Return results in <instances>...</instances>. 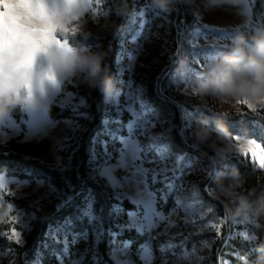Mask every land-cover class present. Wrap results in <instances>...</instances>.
I'll return each instance as SVG.
<instances>
[{"label":"rangeland","instance_id":"1","mask_svg":"<svg viewBox=\"0 0 264 264\" xmlns=\"http://www.w3.org/2000/svg\"><path fill=\"white\" fill-rule=\"evenodd\" d=\"M134 1L136 10L122 37L121 51L116 60L118 81L106 99L110 115L105 120L103 136L111 141V145L102 139L100 145H94L101 163L93 175L112 188L116 199H127L136 207L135 211L127 212L124 217L117 207L114 225L133 229L151 240H157L159 248L158 255H155L149 242L133 253L129 242L118 240L113 233L110 255L115 264H213L211 252L221 224L210 221L202 212L200 184L211 177L214 166H226L234 159L249 160L262 170L264 167L257 166L250 157L242 154L241 145L250 139L230 135L220 137L218 131L193 112L201 109L212 116L228 118L240 114L246 106L230 98L229 102H225L224 99L201 96L196 88L209 64L231 53L234 41L239 40V31L257 34L262 30L250 15V0H236L240 10L251 16L252 22L247 27L232 26L225 19H219L213 0H192L196 27L182 37L178 52L174 54L171 44L172 19L167 2L161 5L155 0ZM230 1L220 0V4L229 7ZM42 2L50 13L58 14L57 17L66 11L67 0ZM78 5L73 11L85 21L84 27L79 32L76 25L71 26L75 27L74 32L59 31L65 34L60 39L69 44V40L82 34L93 39L104 38L117 18L111 0H99V3L97 0H79ZM65 44L55 46L64 47ZM49 48L37 54L31 69L50 67L46 58ZM83 48L97 54L98 45ZM18 55L0 52V82L6 61ZM19 59L13 64L14 69ZM168 66L172 70L161 93L176 103L186 105L181 106L185 120L182 138L194 150L207 154L209 163H194L186 156L171 151L172 119L156 116L145 102L147 84ZM53 74L55 82L49 79L50 84L44 95L38 96L35 103L20 104L19 121L8 113L0 115V154L17 152L65 170L85 130L82 120L88 118L82 110L86 97L97 82H91L87 73L75 76ZM253 105L260 109L264 101L260 102L259 107ZM51 106L76 115L70 119H51ZM122 116L127 117L126 123ZM122 131L126 136H121ZM202 133H207L203 139ZM205 189L223 203L242 198L234 191ZM62 196L61 191L45 180L0 176V214L8 213L14 219L13 227L18 233V240L9 238L5 235L8 225L0 224V264H14L16 254L8 244L21 246L24 235L36 220L40 206ZM15 202L24 204L26 209ZM168 205L169 210L165 212ZM91 223L92 239L86 237L82 246H77L65 234L52 232L51 236L61 245L63 253H70L69 260L57 255L58 264H89L98 260L97 246L103 236L98 213L92 214Z\"/></svg>","mask_w":264,"mask_h":264},{"label":"trees","instance_id":"2","mask_svg":"<svg viewBox=\"0 0 264 264\" xmlns=\"http://www.w3.org/2000/svg\"><path fill=\"white\" fill-rule=\"evenodd\" d=\"M250 3L253 22L264 30V0H250ZM111 6L117 18L104 38L93 39L82 34L69 40L73 47L98 45L97 55L101 58L102 68L100 76L110 79L111 88L105 91L97 82L86 97L85 108L82 110L88 118L82 120L85 130L80 135L77 148L65 170L17 152L0 154V176L20 180H45L63 193L61 199L51 200L40 206L36 212V220L24 235L21 246L8 244L16 254L14 264H58L57 255L69 260L70 253H63L61 245L51 236L52 232L65 234L77 246H82L86 237L92 239L93 213L99 214L103 236L97 246L98 260L89 264H115L110 255L113 233L118 240L129 242L133 253L151 242L155 255H158L157 240H151L133 229L114 225L117 207L123 217L127 212L135 211L136 207L127 199H116L112 188L93 175L95 168L101 163V159L95 154L94 145H100L101 139L111 145V141L103 136L105 120L110 115L106 99L117 84L116 60L121 51L122 37L136 10L134 0H111ZM167 9L172 19V51L177 54L179 41L196 27L195 9L192 0H167ZM255 35L252 31L241 30L237 37L251 45ZM171 70L172 67L168 66L149 81L144 94L145 102L156 116L172 119L174 128L171 131V151L186 156L194 163H209L207 154L194 150L182 138L185 120L181 106L186 105L183 102L176 103L161 93V89L166 87ZM20 107L21 105H17L7 113L19 121ZM193 112L216 131L223 126L230 136L256 140L264 145V106L257 111L244 107L240 114L228 118L212 116L201 109ZM75 115L76 113L56 106L49 108V116L54 120L70 119ZM121 119L126 123V116ZM121 136H126V133L122 131ZM206 187L234 191L241 194L242 198L232 203H223L209 195ZM199 193L202 212L206 218L221 224L211 252L213 264H264V170L243 159L231 160L226 166L216 165L211 177L200 184ZM15 203L26 209L24 204ZM169 207L170 205L165 207V212Z\"/></svg>","mask_w":264,"mask_h":264},{"label":"clouds","instance_id":"3","mask_svg":"<svg viewBox=\"0 0 264 264\" xmlns=\"http://www.w3.org/2000/svg\"><path fill=\"white\" fill-rule=\"evenodd\" d=\"M76 2L78 4L79 0ZM155 2L164 5L167 0ZM74 15L77 16L75 20L72 19ZM56 19L69 27L78 26V32L85 25L82 17L73 10L59 14ZM56 35L60 37L65 34L57 31ZM19 58V55L12 57L5 63L3 79L0 82V115L7 114L17 105L35 103L38 96L44 95L48 90L49 73L63 76L87 73V78L91 82H99L105 91L111 88L110 79L100 76V56L89 52L87 48L73 47L68 43L64 47L51 46L46 56L50 67L14 69L13 64ZM196 91L201 96L224 99L225 102H229L228 98L234 102L247 99L259 107L260 102L264 101V30L254 36L251 45L242 39L234 41L229 55L209 64L206 74L198 81ZM217 131L220 137L229 136L223 126L218 127ZM205 135L207 133H202L201 138Z\"/></svg>","mask_w":264,"mask_h":264},{"label":"snow or ice","instance_id":"4","mask_svg":"<svg viewBox=\"0 0 264 264\" xmlns=\"http://www.w3.org/2000/svg\"><path fill=\"white\" fill-rule=\"evenodd\" d=\"M99 3V0H97ZM76 0H67L66 11L72 12L78 7ZM58 14L50 13L42 0H0V52L6 55H20L15 68L31 69L38 53L46 51L53 45L63 46L65 40L56 35L57 31L74 32L75 27L58 23ZM77 19V16H72ZM48 78L55 82V76L49 73ZM248 110L258 108L247 99L238 101ZM239 143V139H236ZM241 152L248 156L259 167H264V145L256 140H246L241 145ZM15 221L8 213L0 214V224H7L5 233L9 238L18 240V233L13 227Z\"/></svg>","mask_w":264,"mask_h":264},{"label":"crops","instance_id":"5","mask_svg":"<svg viewBox=\"0 0 264 264\" xmlns=\"http://www.w3.org/2000/svg\"><path fill=\"white\" fill-rule=\"evenodd\" d=\"M229 7H224L220 4V0H213V5L215 6V14H217L219 19L223 18L227 21L229 25L232 26H239V27H247L251 24V16L245 14L243 11L240 10L239 6L237 5L236 0L230 1ZM250 3V2H248ZM250 15L251 14V4H250Z\"/></svg>","mask_w":264,"mask_h":264}]
</instances>
